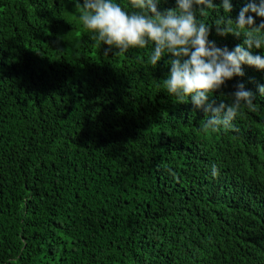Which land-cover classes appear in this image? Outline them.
Listing matches in <instances>:
<instances>
[{
  "label": "trees",
  "instance_id": "16d2710c",
  "mask_svg": "<svg viewBox=\"0 0 264 264\" xmlns=\"http://www.w3.org/2000/svg\"><path fill=\"white\" fill-rule=\"evenodd\" d=\"M222 15L201 19L231 50L244 37L218 35ZM106 47L71 0H0V264H264V70L212 94L242 83L258 112L211 133L164 92L167 55Z\"/></svg>",
  "mask_w": 264,
  "mask_h": 264
},
{
  "label": "clouds",
  "instance_id": "9594fccd",
  "mask_svg": "<svg viewBox=\"0 0 264 264\" xmlns=\"http://www.w3.org/2000/svg\"><path fill=\"white\" fill-rule=\"evenodd\" d=\"M82 28L101 45L104 55L125 54L129 49H147L146 63L155 68L169 59L163 90L177 102H190L207 118L202 130L211 133L231 128L240 110L256 113L254 94L242 83L235 86L230 102L210 100L212 94L234 76H242V65L264 70V0H246L235 19L229 17L232 0H175V6L160 9L161 0H71ZM206 10L223 14L216 22L218 35H243V43L219 47L209 39V25L201 17ZM253 49L262 50L254 54ZM264 96V84L257 85ZM216 164L210 166L213 177Z\"/></svg>",
  "mask_w": 264,
  "mask_h": 264
}]
</instances>
